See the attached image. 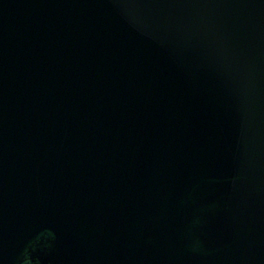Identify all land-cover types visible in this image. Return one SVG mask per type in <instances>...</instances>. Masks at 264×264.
Segmentation results:
<instances>
[{"label":"water","instance_id":"water-1","mask_svg":"<svg viewBox=\"0 0 264 264\" xmlns=\"http://www.w3.org/2000/svg\"><path fill=\"white\" fill-rule=\"evenodd\" d=\"M0 264H264V0H0Z\"/></svg>","mask_w":264,"mask_h":264}]
</instances>
